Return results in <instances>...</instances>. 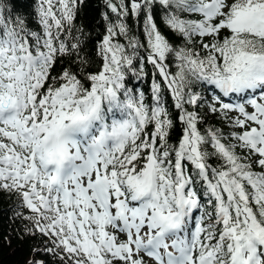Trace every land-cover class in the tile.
Returning <instances> with one entry per match:
<instances>
[{
    "label": "snow or ice",
    "instance_id": "obj_1",
    "mask_svg": "<svg viewBox=\"0 0 264 264\" xmlns=\"http://www.w3.org/2000/svg\"><path fill=\"white\" fill-rule=\"evenodd\" d=\"M86 7L0 0V195L28 264H264V0Z\"/></svg>",
    "mask_w": 264,
    "mask_h": 264
},
{
    "label": "trees",
    "instance_id": "obj_2",
    "mask_svg": "<svg viewBox=\"0 0 264 264\" xmlns=\"http://www.w3.org/2000/svg\"><path fill=\"white\" fill-rule=\"evenodd\" d=\"M86 2L87 7L83 10L82 19L91 26L98 21V0H86ZM136 31L138 32L139 29L137 28ZM148 67L151 68L150 65ZM142 87L147 90L149 83L145 82ZM217 126L219 127L220 124L217 123ZM178 134L177 128L174 136ZM13 213L14 202L6 195H0V264H28V261L33 259V247L38 245L39 241L20 236L22 225L15 219Z\"/></svg>",
    "mask_w": 264,
    "mask_h": 264
}]
</instances>
